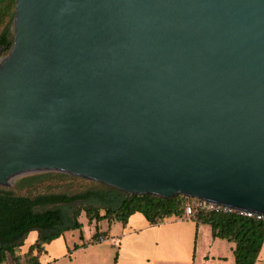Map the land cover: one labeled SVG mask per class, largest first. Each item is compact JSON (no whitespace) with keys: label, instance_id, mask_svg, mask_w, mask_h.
I'll return each mask as SVG.
<instances>
[{"label":"water","instance_id":"water-1","mask_svg":"<svg viewBox=\"0 0 264 264\" xmlns=\"http://www.w3.org/2000/svg\"><path fill=\"white\" fill-rule=\"evenodd\" d=\"M0 185L61 172L264 214V0H16Z\"/></svg>","mask_w":264,"mask_h":264},{"label":"trees","instance_id":"trees-1","mask_svg":"<svg viewBox=\"0 0 264 264\" xmlns=\"http://www.w3.org/2000/svg\"><path fill=\"white\" fill-rule=\"evenodd\" d=\"M16 0H0V58L9 54L13 41ZM11 187L0 185V263L42 264L40 254L45 245L66 230L78 229L83 235L80 216L88 222L119 221L127 226L129 218L141 212L151 226L172 216H184L186 204L195 199L183 194L162 197L154 194H129L114 187L66 173L49 171L21 175ZM104 211V212H102ZM197 228L208 224L213 238L235 243V264H257L264 246V220L238 212L198 210L188 216ZM38 231L37 240L26 252H20L29 233ZM110 229L97 232L108 237ZM84 244H75L78 249ZM72 249L68 247L71 255ZM69 255V256H70ZM119 255L116 253L114 263Z\"/></svg>","mask_w":264,"mask_h":264},{"label":"rangeland","instance_id":"rangeland-1","mask_svg":"<svg viewBox=\"0 0 264 264\" xmlns=\"http://www.w3.org/2000/svg\"><path fill=\"white\" fill-rule=\"evenodd\" d=\"M134 217L130 219L128 228H139L138 226L146 223V218L141 212L136 213ZM172 219L173 224L170 226L149 228V230H140L137 234L124 236L123 232L126 228L121 222L114 221L109 225L107 220H103L90 224L83 212L80 221L83 223L84 238H81V231L78 229L66 230L59 238L46 244L47 251L40 254L41 262L43 264H113L114 257L118 253L119 264H235L234 242L213 238L208 224L200 226L195 238L192 222L194 220H186L179 225L175 217ZM97 227L100 232L110 229L106 240L94 241ZM172 227L179 232L169 231ZM37 236V230L31 231L20 252L26 251L37 240ZM75 244H84V246L74 249ZM68 247L72 249L71 258L64 257ZM10 263L13 264L12 261ZM257 264H264V246Z\"/></svg>","mask_w":264,"mask_h":264},{"label":"built area","instance_id":"built-area-1","mask_svg":"<svg viewBox=\"0 0 264 264\" xmlns=\"http://www.w3.org/2000/svg\"><path fill=\"white\" fill-rule=\"evenodd\" d=\"M198 210H208L214 212H238L239 214L247 217H256L257 219L264 220L263 213H257L254 211H247V210H239L225 204L199 199V198L192 199L186 204L185 216L188 217L196 213ZM99 239L103 241L106 239V237L100 236ZM0 264H11V263H0Z\"/></svg>","mask_w":264,"mask_h":264},{"label":"crops","instance_id":"crops-1","mask_svg":"<svg viewBox=\"0 0 264 264\" xmlns=\"http://www.w3.org/2000/svg\"><path fill=\"white\" fill-rule=\"evenodd\" d=\"M138 213V212H137ZM136 214V213H135ZM135 214H133L130 218H129V222H128V224H127V226H125V230H124V232H123V235L124 236H126V235H130V234H137V232L138 231H140V230H149V228H164L165 226H170L171 224H173V223H171V222H173V217H175L176 219H175V221L177 222V223H179V225H182L183 223H184V221H186V220H191L192 221V219H190L189 217H187V216H172V217H170V218H167L163 223H161V224H158V225H154V226H151L149 223H148V221H147V219H146V223H144V224H142L141 226H138L139 228H128V225H129V223H130V219L131 218H135L134 216H135ZM193 223H194V228H195V238L197 237V234H198V231H199V228H200V226L201 225H203V224H200L199 226H198V228H197V225H196V223H195V221H192ZM124 227V226H123ZM211 229V228H210ZM169 231H176V232H179L178 231V229H175V228H170V230ZM38 237V236H37ZM59 238V237H58ZM108 238V237H107ZM106 238V239H107ZM105 239V240H106ZM114 242H116V241H114ZM32 245V244H31ZM45 248H46V245H45ZM28 250V249H27ZM26 250V251H27ZM26 251H24V252H26ZM46 251H47V248H46ZM45 251V252H46ZM70 254L68 253V249H67V253L66 254H64V257H70L71 258V255L69 256ZM261 255V254H260ZM259 260H260V257H259ZM40 261H41V258H40ZM42 263V262H41ZM120 263V262H119ZM119 263H117V264H119ZM43 264V263H42Z\"/></svg>","mask_w":264,"mask_h":264}]
</instances>
